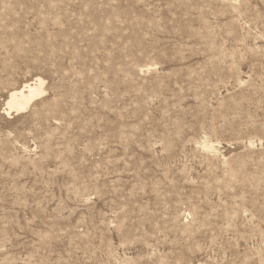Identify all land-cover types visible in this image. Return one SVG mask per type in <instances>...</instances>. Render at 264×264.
I'll return each mask as SVG.
<instances>
[{"label":"rangeland","instance_id":"obj_1","mask_svg":"<svg viewBox=\"0 0 264 264\" xmlns=\"http://www.w3.org/2000/svg\"><path fill=\"white\" fill-rule=\"evenodd\" d=\"M0 264H264V0H0Z\"/></svg>","mask_w":264,"mask_h":264},{"label":"bare ground","instance_id":"obj_2","mask_svg":"<svg viewBox=\"0 0 264 264\" xmlns=\"http://www.w3.org/2000/svg\"><path fill=\"white\" fill-rule=\"evenodd\" d=\"M43 92V82L40 77H35L32 82H25L20 87L15 88L9 92L6 105L8 110H14L16 112H22L30 103ZM9 113V112H8ZM206 141V139H205ZM204 141V146L212 150L214 147L209 142Z\"/></svg>","mask_w":264,"mask_h":264}]
</instances>
